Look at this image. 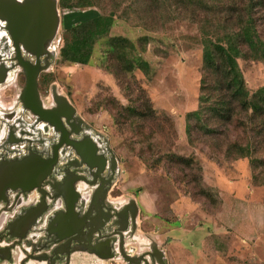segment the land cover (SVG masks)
Listing matches in <instances>:
<instances>
[{"label": "rangeland", "instance_id": "rangeland-1", "mask_svg": "<svg viewBox=\"0 0 264 264\" xmlns=\"http://www.w3.org/2000/svg\"><path fill=\"white\" fill-rule=\"evenodd\" d=\"M61 1L59 54L38 76L42 97L51 100L46 96L55 83L88 124L107 134L120 161L115 192L137 199L140 205L136 235L157 239L165 247L167 264H209L208 215L217 213L222 203L217 189L208 186L211 169L215 172L218 166L226 172L228 184L241 198L240 206L259 207L241 193L254 190L264 200V114L236 104L231 118L224 119L208 109L211 100L199 99L200 80L206 73L202 37L237 30L251 2L257 31L264 38V4L257 0H93L90 6H62ZM110 10L115 20L109 34L133 40L148 61V70H128L120 58L105 52L104 39L95 44L89 64L62 60L64 29ZM241 48L244 53L237 61L246 87L254 92L264 86V58L246 44ZM206 77L207 82L213 79L210 72ZM17 90L13 84L0 85V97L12 101ZM197 108L198 115L186 118L188 111ZM175 154L190 158L189 163L177 161ZM231 236L248 243L253 238ZM110 261L124 264L121 256L104 264Z\"/></svg>", "mask_w": 264, "mask_h": 264}, {"label": "flooded vegetation", "instance_id": "flooded-vegetation-1", "mask_svg": "<svg viewBox=\"0 0 264 264\" xmlns=\"http://www.w3.org/2000/svg\"><path fill=\"white\" fill-rule=\"evenodd\" d=\"M6 37L0 19V63L17 62ZM24 82L16 70L7 83L17 86L15 99L0 97V168L29 158L45 160L47 169L41 189L24 192L16 180L0 184V264H104L119 256L124 264H152V242L163 246L150 234L136 235L140 205L115 192L120 161L107 134L73 113L59 115L58 126L38 119L19 98ZM39 93L44 106L54 105L51 90L49 102Z\"/></svg>", "mask_w": 264, "mask_h": 264}, {"label": "trees", "instance_id": "trees-1", "mask_svg": "<svg viewBox=\"0 0 264 264\" xmlns=\"http://www.w3.org/2000/svg\"><path fill=\"white\" fill-rule=\"evenodd\" d=\"M251 1V0H249ZM261 1L264 4V0ZM93 0H62V6H90ZM252 3L246 4V16L239 21V28L227 32L220 37L203 33L202 60L205 75L201 77L199 95L201 101L211 100L208 109L224 119H230L236 104L242 108H250L254 114H264V86L250 92L239 67L237 58L243 55L241 44L257 53V57L264 58V38L256 28V22L251 14ZM115 20L113 10L107 13L99 12L88 19L78 20L64 29V44L60 49L61 58L67 62L89 64L95 44L104 39L105 52L110 56L120 58L128 69L141 68L148 70L149 63L137 52L136 43L123 35H110L109 31ZM141 44V48H142ZM213 75L212 81L207 82L206 75ZM200 108L190 110L186 118L198 115ZM242 153L241 156H246ZM174 157V156H173ZM177 161L189 163L190 158L176 155ZM208 186H212L209 185ZM214 187V186H213ZM211 191V190H209Z\"/></svg>", "mask_w": 264, "mask_h": 264}, {"label": "water", "instance_id": "water-1", "mask_svg": "<svg viewBox=\"0 0 264 264\" xmlns=\"http://www.w3.org/2000/svg\"><path fill=\"white\" fill-rule=\"evenodd\" d=\"M0 19L4 22L8 33L9 38L6 37V41L14 46L16 53L14 57L17 59V62L9 64L0 63V85L12 82L16 70L21 69L25 74V82L19 98L25 108L36 114L38 119L46 120L55 126L59 125V115L70 117L73 113L82 121L76 107L65 94L57 89L55 83L51 84L50 89L54 102L52 107L44 106L38 90L37 77L41 71L50 67L54 58L59 54L58 34L61 17L58 0H0ZM9 116L7 115V118ZM46 169V161L40 159L36 161L25 158L15 163L5 162L0 168V184L16 180L15 182L19 183L17 185L24 192L33 186L41 189ZM29 175L35 179H28ZM130 204L137 208L135 198L130 199ZM72 214L74 215V212L71 210ZM151 247L153 249L150 252L152 264H155V255L162 256L160 259L156 257V263L167 264L165 247L159 248L157 242H152Z\"/></svg>", "mask_w": 264, "mask_h": 264}, {"label": "crops", "instance_id": "crops-1", "mask_svg": "<svg viewBox=\"0 0 264 264\" xmlns=\"http://www.w3.org/2000/svg\"><path fill=\"white\" fill-rule=\"evenodd\" d=\"M215 172L210 176L209 185L214 186L222 199L221 208L214 215H208L211 229L208 233L209 264H264V200L258 194L242 192L249 203H255L258 208H244L240 196L228 184L226 172H221L216 166ZM218 174V176L216 175ZM220 173V174H219ZM235 200L236 206L232 208L231 202ZM253 199V200H252ZM175 207L181 210L178 202ZM240 236L251 235L250 243L245 238L233 239ZM248 261V262H247ZM254 263H253V262ZM247 262V263H246Z\"/></svg>", "mask_w": 264, "mask_h": 264}]
</instances>
